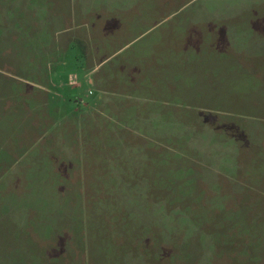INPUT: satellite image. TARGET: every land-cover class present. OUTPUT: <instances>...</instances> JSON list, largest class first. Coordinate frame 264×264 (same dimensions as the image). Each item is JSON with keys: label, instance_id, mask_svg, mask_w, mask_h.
<instances>
[{"label": "rangeland", "instance_id": "374dc122", "mask_svg": "<svg viewBox=\"0 0 264 264\" xmlns=\"http://www.w3.org/2000/svg\"><path fill=\"white\" fill-rule=\"evenodd\" d=\"M250 10L0 0V264H264V110L212 83Z\"/></svg>", "mask_w": 264, "mask_h": 264}, {"label": "crops", "instance_id": "0c3cea01", "mask_svg": "<svg viewBox=\"0 0 264 264\" xmlns=\"http://www.w3.org/2000/svg\"><path fill=\"white\" fill-rule=\"evenodd\" d=\"M227 24L228 28H224L226 32L222 35L227 43L224 46L220 45L219 52L227 56L229 66L230 68L233 66L236 74L234 78L229 75L212 76V83L215 85V82H218L223 85L224 80H227L229 103L232 102V94L235 97L241 96L244 107L250 105L255 111L260 112L264 110V13L257 10L238 12L228 17ZM233 82H241L242 92L238 94L233 92ZM258 121L264 122V119L259 118ZM262 122L249 124L250 132L257 143H260L264 136ZM259 134L262 137H259ZM258 158L264 159L262 156Z\"/></svg>", "mask_w": 264, "mask_h": 264}]
</instances>
